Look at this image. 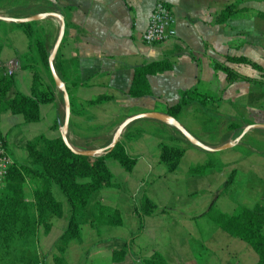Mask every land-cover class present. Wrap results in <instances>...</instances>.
I'll use <instances>...</instances> for the list:
<instances>
[{
  "label": "crops",
  "instance_id": "1",
  "mask_svg": "<svg viewBox=\"0 0 264 264\" xmlns=\"http://www.w3.org/2000/svg\"><path fill=\"white\" fill-rule=\"evenodd\" d=\"M24 1L34 15L53 12L65 20L55 67L69 95L67 136L77 150L107 147L125 120L142 113L167 114L184 92L194 89L221 99L217 107L194 103L177 118L202 143L219 147L248 125H264V0ZM158 1L172 9L177 36L148 46L142 36ZM232 4L238 12L226 22L218 21ZM5 5L0 6V13H6ZM33 27L36 38L42 39L50 54L60 21L48 18L34 22ZM233 57L246 58L250 63H232L229 58ZM163 61L171 67L148 77L150 95H129L135 70ZM220 65L242 79L230 83ZM0 66L13 74L18 91L26 96H33L32 66L50 83L48 71L18 24L0 21ZM55 97L53 103L41 105L38 122L27 123L22 115L10 112L0 116L5 144L12 147L14 161L19 164L31 167L27 142L42 136L61 137L66 107L57 87ZM245 122L248 125L240 130L228 128ZM220 130L224 133L219 134ZM258 131L264 129L250 132ZM250 132L234 148L211 153L195 147L177 129L160 121L131 123L119 142L137 160L136 165L128 169L114 158L107 159L113 185L92 198L80 238L71 240L63 252L58 243L68 228L72 210L60 188L53 187L54 196L63 205V215L51 219L49 230H38L36 251L42 264H144L155 254L169 264H258L255 250L224 231L211 216L212 211L233 215L239 206H264V145L255 148L252 142L262 141ZM225 134H229L226 141ZM164 145L184 149L174 171L162 161ZM210 162L213 165L205 172L191 173ZM232 175L234 182L226 186ZM35 186L28 177L26 201H33ZM98 207L117 210L121 225L93 224ZM121 251L126 252L125 258L114 261L115 252Z\"/></svg>",
  "mask_w": 264,
  "mask_h": 264
},
{
  "label": "trees",
  "instance_id": "2",
  "mask_svg": "<svg viewBox=\"0 0 264 264\" xmlns=\"http://www.w3.org/2000/svg\"><path fill=\"white\" fill-rule=\"evenodd\" d=\"M237 12L235 4L229 5L220 14L218 21L226 22ZM261 17L264 19V13ZM18 25L24 28L31 47L36 49L41 64L50 75V83L45 82L36 67L32 66L33 96H26L18 91L13 74L4 72L0 66V116L10 112L22 115L27 123H33L40 119L41 105L56 100V85L49 67V51L42 39L36 38L34 22ZM229 61L250 63L246 58L233 57L229 58ZM170 67L169 63L163 61L137 68L129 95L133 97L150 95L148 77L165 72ZM220 68L227 74L230 83L235 84L242 79L230 68L223 65H220ZM220 100L202 94L197 89L189 90L181 95L178 104L168 108L167 114L177 119L186 107L194 103L202 107H217ZM228 128L233 131L240 130L242 126L233 123ZM178 133L181 135L179 131ZM0 138L4 141L1 131ZM25 148L31 167L15 161L6 185L0 188V264H42V259L36 251L38 230L39 228L49 230L51 219L63 215V205L53 194L54 186L60 188L72 210L68 228L58 243V249L63 252L71 240L80 238L81 226L86 221L87 207L92 198L113 185V176L106 164L107 159L114 158L128 169H133L137 162L128 154L122 142H119L110 153L98 157L74 153L67 147L62 137L48 139L42 136L27 142ZM183 155L184 149L164 145L162 161L168 165L170 171H174ZM212 165L213 162H210L206 167L193 170L192 173H203ZM28 177L33 179L36 185L33 201L25 199V184ZM233 182L234 175L226 186ZM211 216L224 231L247 242L258 254V264H264V206L256 205L252 209L239 206L233 215L212 211ZM94 223L99 226L104 224L119 226L122 219L117 210L98 207L93 214ZM125 255V251L115 252L114 261H122ZM144 264L169 263L161 255L155 254L144 260Z\"/></svg>",
  "mask_w": 264,
  "mask_h": 264
},
{
  "label": "water",
  "instance_id": "3",
  "mask_svg": "<svg viewBox=\"0 0 264 264\" xmlns=\"http://www.w3.org/2000/svg\"><path fill=\"white\" fill-rule=\"evenodd\" d=\"M48 18H53V19H58L61 23L60 27V32L58 35V38L55 42V45L50 53L49 57V67L51 71V75L54 79L56 87L63 93V98L65 102V107H66V113H65V121L61 129V137L67 147L71 149L74 153L83 155V156H88V157H98L104 154L110 153L115 146L119 143L120 137L123 133V131L126 129L127 126H129L131 123L142 120V119H151V120H156L160 121L164 124H167L169 126L174 127L177 129L192 145L195 147H198L206 152H222L229 150L231 148H234L238 143L241 142V140L253 129H264V125H259V124H254V125H248L246 126L242 133L233 141H230L224 145H221L219 147H211L209 145H206L202 143L200 140H198L196 137H194L188 130H186L180 122L175 119L174 117L165 114V113H158V112H149V113H142L139 115H135L133 117L128 118L125 120L120 127L117 129L116 133L114 134L113 140L110 145H108L105 148L102 149H96V150H77L74 148L71 143L68 140V129H69V123H70V116H71V105H70V99L69 95L65 86V83L62 81L60 76L57 73L56 67H55V59L58 53V50L61 46V43L64 38L65 30H66V23L62 15L59 13H40L37 15H33L30 17H22V18H16V17H5L0 15V21L2 22H10V23H15V24H27V23H32V22H38V21H43Z\"/></svg>",
  "mask_w": 264,
  "mask_h": 264
},
{
  "label": "built area",
  "instance_id": "4",
  "mask_svg": "<svg viewBox=\"0 0 264 264\" xmlns=\"http://www.w3.org/2000/svg\"><path fill=\"white\" fill-rule=\"evenodd\" d=\"M177 36L176 18L172 9L163 1H158L151 13L149 25L142 39L148 46L169 41ZM15 165L8 154L5 142L0 138V188L6 185L10 169Z\"/></svg>",
  "mask_w": 264,
  "mask_h": 264
},
{
  "label": "rangeland",
  "instance_id": "5",
  "mask_svg": "<svg viewBox=\"0 0 264 264\" xmlns=\"http://www.w3.org/2000/svg\"><path fill=\"white\" fill-rule=\"evenodd\" d=\"M10 5H9V4ZM6 4V5H5ZM8 4V5H7ZM3 5H5L7 8H5L4 9V11L6 12V13H0L1 15H7V14H30L29 16H31V14L32 15H34V10H32L31 9V6H30V4L28 3V2H25L24 0H11V1H9V2H0V6H3ZM3 9V8H2ZM9 16V15H8ZM245 125H248V124H243V126L242 127H244ZM245 128V127H244ZM218 133L219 134H223L224 132H222L221 130L220 131H218ZM242 133V130H240L239 131V133H238V136L240 135ZM250 133H252V134H250V135H253L254 137H255V139H259L260 141H262V142H258L257 144H256V142H254V144H253V142H252V145L255 147V148H257V149H259V145H264V131H258L256 134H253V132H250ZM234 134V133H233ZM256 135H260L259 137L258 136H256ZM228 136H229V134L228 135H226L225 134V136H224V138H223V140H227V138H228ZM232 136V134H230V137ZM237 135H236V138L238 137ZM248 136V135H247ZM205 137V136H204ZM252 136H250V138H251ZM235 137L232 139V141L233 140H235L236 139ZM245 139H247L248 137H244ZM244 138L241 140V141H243L244 140ZM205 139V138H204ZM221 139V138H220ZM254 141H256V140H254ZM241 143V142H240ZM6 149H7V152H8V154L13 158V159H15V157H14V154H13V151H12V147H7L6 146ZM192 170V169H191ZM192 173V172H191ZM193 174V173H192Z\"/></svg>",
  "mask_w": 264,
  "mask_h": 264
}]
</instances>
